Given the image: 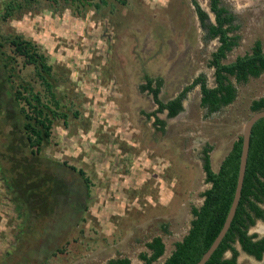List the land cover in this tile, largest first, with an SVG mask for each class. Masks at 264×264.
<instances>
[{
  "label": "rangeland",
  "instance_id": "1",
  "mask_svg": "<svg viewBox=\"0 0 264 264\" xmlns=\"http://www.w3.org/2000/svg\"><path fill=\"white\" fill-rule=\"evenodd\" d=\"M6 1L0 0V34H19L36 43L53 67L57 97L66 105V119L53 121L39 156L82 169L89 197L78 201L77 220H65L57 228L53 215L35 218L21 234L10 182L4 179L16 180L13 166L31 154L18 136L9 137L21 114L0 93V264H107L118 257L142 264L139 254L154 236L165 245L163 256L153 262L161 264L187 233L191 208L202 204L209 187L204 149L210 148L216 171L252 114L251 100L264 96V73L246 82L231 77L237 88L234 102L212 113L201 106L199 87H193L177 116L157 114L165 121L161 130L150 115L157 105L142 88L144 77L161 80L162 101L200 74L214 85L209 62L218 42L206 38L193 3L214 22L209 0H103L98 7L83 8L64 0H18L20 7L3 19ZM221 2L238 25V44L224 59L229 62L256 40L264 42V0ZM15 63V83L19 78L35 81L33 67L23 57ZM61 172L64 181H75L76 175ZM48 221L50 232L42 234ZM249 231L264 236V221L258 219ZM41 242H48L50 252L55 246L60 250L39 256ZM235 247L236 264H264V255L257 260L238 243Z\"/></svg>",
  "mask_w": 264,
  "mask_h": 264
},
{
  "label": "trees",
  "instance_id": "2",
  "mask_svg": "<svg viewBox=\"0 0 264 264\" xmlns=\"http://www.w3.org/2000/svg\"><path fill=\"white\" fill-rule=\"evenodd\" d=\"M64 1L83 8L98 7L99 2L103 0ZM193 3L200 26L206 32V38L218 42L209 62L214 69V85H209L206 77L200 74L175 97L162 101L159 98L161 80L145 75L142 88L149 92L157 105L150 115L154 116V124L161 130L165 128V121L157 114L165 112L168 118L177 116L183 110V99L193 87H199L201 106L212 113L234 102L237 88L231 77L237 82H246L250 77H259L264 73V42L258 39L249 51L237 55L232 61L224 62L227 53L238 44L239 36L234 34L238 29V25L234 23L236 16L222 5L221 0H209V10L214 16V22H211L208 12L197 2ZM20 5L18 0H7L2 18L12 16ZM18 57H23L24 61L33 67L34 82L19 78L15 83L17 76L15 59ZM54 75L53 67L48 63L47 57L39 51L35 42L19 34H0V93L4 92L8 102L14 103L21 114L20 120L13 123L14 136L9 137L15 140L17 138L15 136H18L17 139L23 141V148L29 150L31 154L29 156L22 154L19 159H23L24 164L17 160V166H13L12 170L17 172L16 180L4 179L7 184L10 182L8 186L20 219L21 234L32 227L35 218L38 221L53 215L57 228V225L64 223L65 220L67 222L77 220L75 213L78 201H81L82 197H89V181L82 169L39 156L43 145L50 139L53 121L67 117L64 110L66 105L62 104L55 91L57 78ZM36 84H39V89L35 88ZM2 103L0 100V105ZM249 109L252 113L264 110V96L252 99ZM11 147L12 142L9 144V148ZM209 151L210 148H205L203 152V170L209 187L202 193V204L192 206L193 218L187 233L174 243L173 250L161 264H196L224 224L237 184L242 136L239 135L232 143L216 171L211 167ZM20 165L24 168L21 169ZM62 169L76 175L75 181L72 183L64 181ZM73 197L76 198V203L71 202ZM67 203L71 204L66 206ZM262 204H264V117L257 120L251 130L241 196L230 227L205 264H236L239 254L235 247L236 243L245 253L257 260L262 259L264 236L258 238L257 233L249 231L256 220L264 221ZM45 226L42 234L48 230L50 232L47 228L49 221ZM47 243L41 242L39 245L41 247L39 256L55 255L60 250L55 246L50 252ZM145 246L147 251L139 254L142 264H153L164 254L165 245L161 236L152 237ZM228 251L231 252L230 258L225 257ZM47 257L42 261H46ZM107 264H131V261L128 257H118L110 259Z\"/></svg>",
  "mask_w": 264,
  "mask_h": 264
},
{
  "label": "water",
  "instance_id": "3",
  "mask_svg": "<svg viewBox=\"0 0 264 264\" xmlns=\"http://www.w3.org/2000/svg\"><path fill=\"white\" fill-rule=\"evenodd\" d=\"M264 117V110H260L257 112H253L251 116L246 120L244 123L243 129H242V151L240 155V165H239V173L237 177V184L235 188V193L234 197L231 203V206L229 208L228 214L226 216V219L224 221V224L213 240L212 244L210 247L207 249V251L202 255L200 260L196 264H205L206 261L210 258L212 253L215 251V249L218 247L220 244L221 240L225 236L228 228L230 227L231 221L234 217L240 196H241V188L243 184V178L245 174V169H246V162H247V156H248V151H249V144H250V135H251V130L254 125V123L259 120L260 118Z\"/></svg>",
  "mask_w": 264,
  "mask_h": 264
},
{
  "label": "flooded vegetation",
  "instance_id": "4",
  "mask_svg": "<svg viewBox=\"0 0 264 264\" xmlns=\"http://www.w3.org/2000/svg\"><path fill=\"white\" fill-rule=\"evenodd\" d=\"M259 220H260V219H259ZM256 221H257V220H256ZM189 227H190V226H189ZM260 237H263V236H258V238H260ZM162 256H163V255H162ZM162 256H161V257H162Z\"/></svg>",
  "mask_w": 264,
  "mask_h": 264
}]
</instances>
